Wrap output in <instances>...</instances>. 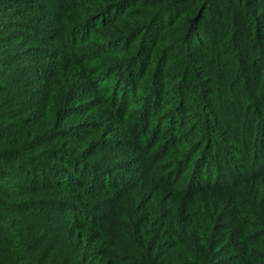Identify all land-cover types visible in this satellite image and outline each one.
Listing matches in <instances>:
<instances>
[{
  "label": "trees",
  "instance_id": "obj_1",
  "mask_svg": "<svg viewBox=\"0 0 264 264\" xmlns=\"http://www.w3.org/2000/svg\"><path fill=\"white\" fill-rule=\"evenodd\" d=\"M262 127L264 0H0V264H264Z\"/></svg>",
  "mask_w": 264,
  "mask_h": 264
},
{
  "label": "rangeland",
  "instance_id": "obj_2",
  "mask_svg": "<svg viewBox=\"0 0 264 264\" xmlns=\"http://www.w3.org/2000/svg\"><path fill=\"white\" fill-rule=\"evenodd\" d=\"M223 26V25H222ZM222 26L220 25V24H217L216 25V27L217 28H219V29H221L222 28ZM28 64V63H27ZM111 82H113V81H108V82H106L105 84H109V83H111ZM120 101H121V98H118L117 99V107H119L120 106ZM204 104V103H203ZM196 112L197 111H195L194 113H193V115H195L196 114ZM251 119H253V121H256V119H254V118H251ZM147 123V122H146ZM256 125H257V127H259V124L258 123H256ZM171 131L172 130H170L169 129V127H166V125L165 124H162V128L160 129V136H161V138H164V137H168V136H170V134H171ZM260 133H258L257 134V136L259 137V140L261 141V142H263V140H262V137H261V133H263L264 134V128L262 127L261 128V130L259 131ZM156 138L157 137H153V133L151 132V131H149L148 133H147V136L145 137V139L147 140V141H149V142H154V141H156ZM261 138V139H260ZM151 152V150L150 149H148L147 150V156L149 155V153ZM130 157H131V155H130ZM130 157H127V160L128 159H130ZM139 166V163H137V164H133V166H130L128 169L130 170H134L135 168H137ZM123 172H125V171H123ZM121 174V173H120ZM124 176H126V177H128V178H130V175H124Z\"/></svg>",
  "mask_w": 264,
  "mask_h": 264
}]
</instances>
